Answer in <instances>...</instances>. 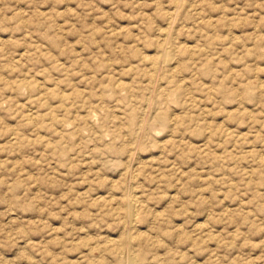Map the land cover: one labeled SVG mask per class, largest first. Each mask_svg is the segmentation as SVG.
Segmentation results:
<instances>
[{"label": "rangeland", "instance_id": "rangeland-1", "mask_svg": "<svg viewBox=\"0 0 264 264\" xmlns=\"http://www.w3.org/2000/svg\"><path fill=\"white\" fill-rule=\"evenodd\" d=\"M124 258L264 264V0H0V264Z\"/></svg>", "mask_w": 264, "mask_h": 264}, {"label": "bare ground", "instance_id": "bare-ground-1", "mask_svg": "<svg viewBox=\"0 0 264 264\" xmlns=\"http://www.w3.org/2000/svg\"><path fill=\"white\" fill-rule=\"evenodd\" d=\"M179 3V2H178ZM176 5V4H175ZM177 9V8H176ZM173 11V10H172ZM164 17H166V19H168L169 18V15L168 14H165L164 15ZM172 17V16H171ZM169 22V21H168ZM170 22H171V20H170ZM171 27V26H170ZM169 28V27H168ZM166 32V31H165ZM165 34V33H164ZM172 35V34H171ZM170 37V36H169ZM167 38H168V35H167ZM167 38H165L166 40H167ZM164 39V38H163ZM171 40H173V39H171ZM161 41H162V39H161ZM169 41V40H168ZM166 43V42H165ZM169 43V42H168ZM170 44V43H169ZM168 44V45H169ZM158 48V47H157ZM156 48V49H157ZM159 48H162V47H159ZM164 49V48H163ZM161 51H162V49H160ZM167 50V49H166ZM166 53H167V51H165ZM155 54V53H154ZM158 54V53H157ZM161 55H163V54H161ZM152 57V56H151ZM159 57H161V56H159ZM161 58H159V60H160ZM149 60V59H148ZM148 60H145V61H148ZM148 63H149V61H148ZM159 63H160V61H159ZM149 64H151V66L152 67H156V69H157V64H158V59L157 58H151L150 59V63ZM164 64V63H163ZM150 68V67H149ZM158 68H160V67H158ZM148 69V68H147ZM151 69H153V68H151ZM148 70H150V69H148ZM162 70V69H161ZM158 71V70H157ZM151 72V71H150ZM163 74V73H162ZM161 74V75H162ZM153 75V74H152ZM156 76H157V74H156ZM158 78V77H157ZM160 80V79H159ZM153 83V82H152ZM159 83V82H158ZM149 84V83H148ZM156 85V84H155ZM158 86V85H157ZM152 87H154V86H152ZM157 89H161V88H157ZM162 89H164V87L162 88ZM152 90V89H151ZM159 91V90H158ZM151 93V92H150ZM159 93V92H158ZM151 97V96H150ZM150 99V98H149ZM155 99V98H154ZM151 100V99H150ZM149 100V101H150ZM152 102V101H151ZM151 102L149 103V104H151ZM155 103V102H154ZM141 107V106H140ZM144 109V108H143ZM154 111V110H153ZM148 112V111H147ZM150 113V112H149ZM150 116H152V114L150 115ZM145 117V116H144ZM143 117V118H144ZM146 117H147V115H146ZM162 117V116H161ZM149 118V117H148ZM163 118V117H162ZM144 119H146V118H144ZM150 119V118H149ZM152 119H153V117H152ZM158 119H160V118H158ZM142 120V119H141ZM151 120V119H150ZM150 120H148V122L150 121ZM162 120V119H161ZM163 121V120H162ZM142 122V121H141ZM144 122V121H143ZM145 122H146V120H145ZM151 122H152V120H151ZM159 122H161V121H159ZM152 123H154V122H152ZM155 123H156V120H155ZM149 125H150V123H148ZM157 124V123H156ZM142 125V124H141ZM149 125H147V126H149ZM160 125V124H159ZM146 126V127H147ZM141 128V127H140ZM148 128V127H147ZM150 128V127H149ZM145 130H147V129H145ZM144 131V130H143ZM138 133V132H137ZM146 133V132H145ZM139 134V133H138ZM139 137H140V134H139ZM142 138V137H141ZM139 139V138H138ZM137 140V139H136ZM143 140V139H142ZM142 143V142H141ZM141 146V145H140ZM131 250V249H130ZM141 251V250H140ZM140 251H139V254H141V253H143V252H141L140 253ZM131 252V251H130ZM135 254V253H134ZM138 254V253H137ZM132 255V254H131ZM136 255V254H135ZM127 258H129V256L127 257ZM136 258H138V256L136 257ZM121 259V258H120ZM122 259H123V257H122ZM122 259H121V261H122ZM132 259V258H131ZM144 259V258H143ZM124 260H125V258H124ZM128 260H130V259H127V261ZM129 262V261H128ZM131 262V261H130ZM130 262L129 263H127L126 262V260H125V263H127V264H130Z\"/></svg>", "mask_w": 264, "mask_h": 264}]
</instances>
